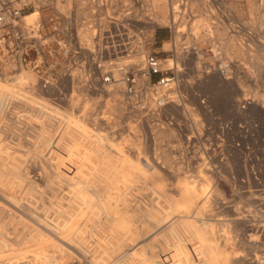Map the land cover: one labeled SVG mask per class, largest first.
Segmentation results:
<instances>
[{
    "label": "rangeland",
    "instance_id": "obj_1",
    "mask_svg": "<svg viewBox=\"0 0 264 264\" xmlns=\"http://www.w3.org/2000/svg\"><path fill=\"white\" fill-rule=\"evenodd\" d=\"M24 2H29L23 10L24 22L47 20L53 10L68 17L71 14L74 20L69 24L77 32V38L70 39L67 46V58L59 52L55 38L49 36L45 49L50 50V55L42 63L41 57L36 60L41 72H36L34 63L27 62L22 68L30 71L34 79L28 75L21 79L24 88L18 84L19 78L10 79L15 86L8 82L13 87L14 102L10 108L14 112L3 118L8 121L3 127L8 126V133L1 128L0 139H12L15 151L23 147L29 150L33 139L45 148L40 147L39 154L36 152L39 160L32 157L27 165L22 163L25 171L30 166L36 174L42 172L40 160L49 166L46 174L53 184L44 189V205L52 201L64 203L65 211L73 214L69 218L71 224L108 230L105 234L112 238L111 249L119 253L128 251L127 254L132 253V248L118 236L132 230L145 235L150 227L151 232L146 235L149 233L148 238L154 240L163 234L161 219L174 217L176 210L188 209L187 202L177 201L178 181L170 178L167 170L179 171L181 180L184 177L192 191L198 187L192 174L202 173L218 203L229 199L231 178L243 180L242 184L234 183L243 196L235 192L237 198L234 196L231 201L234 204H228L242 207L240 212L251 216L253 223L256 217L263 219L246 198L253 193L254 197L260 195L264 199V0H50L48 7L44 0H15L19 6ZM72 4L74 8L69 14ZM65 5L67 11L63 12ZM30 15L33 18L27 21ZM156 15H160L157 25ZM157 33L166 37L161 39ZM231 39L234 48L248 51L249 58L224 47ZM149 53L158 57L163 73L172 67L176 79L170 91L173 93L158 87L159 75L146 82L139 80L136 93H127L123 77L138 74ZM8 54L0 51V81L4 83L3 76H12L20 68ZM256 60L262 66L259 73ZM225 68L227 74L220 75L218 70ZM241 72L250 73L246 82ZM235 76L242 80L238 86H234ZM167 94L173 101H169ZM159 95L165 99L162 105L156 101ZM72 101L78 104L69 105ZM215 156L223 166L212 161ZM223 174L230 183L224 181ZM143 199L152 202V211L142 207ZM212 204L217 214L205 218L208 229H213L216 236L229 231L237 237L241 234L236 237L241 246L234 250L242 256L234 264H256L257 261H251L255 256L264 263L263 235L255 227L249 229L241 223L232 228L218 221L219 217L228 218L230 210ZM208 251L198 252L201 259L186 264H226ZM140 255H132V261L158 264L153 257Z\"/></svg>",
    "mask_w": 264,
    "mask_h": 264
},
{
    "label": "bare ground",
    "instance_id": "obj_2",
    "mask_svg": "<svg viewBox=\"0 0 264 264\" xmlns=\"http://www.w3.org/2000/svg\"><path fill=\"white\" fill-rule=\"evenodd\" d=\"M63 7H64L63 12H66L67 11V9H65V8H67L66 5ZM91 8H92V6H90V9ZM170 10H171V14H172V11H173L172 6H171ZM83 12H85V11H83ZM34 13L37 14V12H34ZM24 18H25V16H24ZM32 18H33V16L30 15V16H27L26 19H27V21H30V20H32ZM35 18H37V16ZM159 18H160V15H156V17H155V20H156L155 24L156 25H157ZM31 22H28V24L29 23L31 24ZM177 23H178V21H177ZM169 26H171V25H169ZM179 26H180V24H179ZM88 30H85V31H88ZM90 32H92V31H90ZM220 32H221V30H220ZM88 38H89V35H88ZM224 38H225V36H224ZM226 38H227V36H226ZM234 43H235V41H234ZM225 46L227 48H230L235 54L247 55L248 58L250 56L248 51H245V50L243 51V50H241V48L240 49L234 48V45L232 44V39L230 41H228V43L226 42L224 47ZM120 50H121V48H120ZM236 63H237V61H236ZM236 63H235V65H236ZM222 64H224V63H222ZM240 68H242V67H240ZM261 68H262V66H260L259 61H257V72L256 73H259L260 70H262ZM243 69H244V67H243ZM218 73L220 75H222V74L226 75L227 70H226V68L223 69L222 71L218 70ZM244 73H242L240 75H243ZM27 75L34 79L32 73L30 71L25 70L22 67H20L18 70H16L15 74H13L12 76H9V77L3 76L2 77L3 80L6 81V83L0 81V129L5 126L4 122L7 121L5 119L3 120V118L6 116L8 117L7 114L14 112L11 110L12 108H10L14 102V100L12 98L13 97L12 96L13 87L11 85H9L8 82H12V80H10L11 78H15V79L19 78V80H18V84H19V83H21V79L25 78V76H27ZM111 75H113V73ZM248 77H250V73H249V75L244 74L242 79L243 78L246 79ZM229 80H228V82H229ZM247 80L248 79H246L244 81L246 82ZM121 82L123 83V81H121ZM233 82L235 83V85L233 83L234 86H236V85L238 86L242 83V80H241L240 76H237ZM246 84H248V83H246ZM12 85L15 86V83L12 82ZM43 86H44V84H43ZM21 88H24V85H22V83H21ZM167 91H169V93H173V92H170V91H173V87L171 86ZM168 96L169 95L167 94V97ZM160 97H161V95H159L158 98H160ZM168 99H169V97H168ZM169 101H173V100H171V98H170ZM73 102L74 101L70 102L69 105H71V103H73ZM74 103L76 104V102H74ZM160 104H164V100H161ZM74 107H75V105H74ZM70 108H71V106H70ZM9 117H11V116H9ZM11 118L13 119L14 115ZM190 119H191V117H190ZM13 120H11L10 122H12ZM7 123H8V121H7ZM193 124H196V123H193ZM7 125H9V124H7ZM5 128H6L7 133H8V126H6ZM5 128H3L2 130L4 131ZM9 129H10V127H9ZM160 132H163V131L160 130ZM169 134H171V133H169ZM4 136H5V134H4ZM11 140L12 139H0V170L4 169V171H0V264H77V262H79L78 264H139L138 262L132 261V255L133 256L136 255L135 257H137L140 254L146 255L149 258L153 257L154 260H157L158 264H186V263H190L193 261L194 262L199 261L201 258H199L197 256L198 252L205 250V249H208L209 251H211L215 256L221 257L220 259H223V262H225L226 264H234L238 261V258L240 259V257L242 256V254H240L239 251L234 250L235 247L241 246V244H240L241 240L237 239L238 237L241 236V234H240V236L237 237V235L234 236L233 231L232 232L229 231V232H225V233L220 232L219 233L220 235L216 236L215 234L212 233L213 229L211 231L209 230L210 228L208 229V227H209L208 224L207 225H206V223L204 224L205 218L207 216H214L215 214H217V212H215V209H214V206L212 203L220 204L221 208H224V209L227 208L230 210L229 215H227L228 218L219 217V219H217L218 221L224 222L226 225L230 224L231 226L232 225L235 226L238 224L240 225L242 223L244 226H246L249 229H252L253 227H255L259 231V233L263 235L262 237H264V220H263L264 219V217H263L264 212L261 211L263 209H260V206H262L264 204V199L260 195H258V198H257V197H254L252 195L253 193L250 194L251 193L250 192L249 193L250 195L246 198V200L248 201L247 203H249V206L251 205L254 208H257V211L259 213H261V216L263 217V219H261V220L260 219L256 220V218H257L256 217L255 221H254L255 223H253L252 219H249V218H251V216L248 217V216H246L240 212L239 209L241 208L243 210L242 207L237 208L235 205H234L235 206L234 207L233 205L228 204L229 202L231 204L233 203L231 201H232L234 196H235V198H237V196L235 195V192L238 195L243 196V194L240 193V191L238 192L236 187H234V183L237 182L236 179L231 178V182L233 183V184H231L228 180V176L223 174V177L225 179L224 181L230 183L229 186L231 189H230V194L228 196L229 199L219 201L220 203H218V202H216L215 198H212L213 196H215V192L213 193V192L209 191V188H208L209 182L206 180L205 176L202 175V173H201L202 176L200 175L199 172H197V174L195 173L196 175H194V176L192 174V179H196V181L198 183L197 190L192 191L190 188H188L187 183L184 180L183 176H182L183 179L181 180V177L178 174L179 171L172 172V170H167L166 172H168V171L170 172L169 177L172 179L176 178L177 179L176 181H178V185L176 184V186H177V190H178V196L180 198H178V199L176 198L177 201L180 199L179 201L184 200V204H185V202H187V204H188L187 208L188 209L183 208V210H181V209L176 210L177 211L176 213L169 211L170 214L173 213L174 217H172V218L165 217L163 220L162 219L160 220V221H162V225L164 228V229L162 228V230H164V231H163L162 235L155 236L156 238L154 237L155 238L154 240H150L149 239L150 237L148 238L149 233L146 235L147 231H149L148 229L151 230L150 227L147 229V231L145 230L146 232L143 230L145 232L143 234H145V235H142L140 232H138L139 230L137 232H132L133 230L132 231L127 230L128 233L123 234L121 237H119L118 235H120V234L117 233L118 234L117 236H118L120 241L131 246L130 248H132V253L127 254L128 251H126V253L116 252V251L112 250L111 249L112 247L109 245V243H112V238L107 237V234H105V232L107 233L108 230H105V232H103V230L100 228H96V227L94 228V225L92 227H84V226H76L75 223H73L75 225L74 226L73 224H71L69 222V218L73 217L72 216L73 214L70 215V213H67V211H65L67 206L64 203H61L58 201H52L51 203L49 202L48 205H44L43 202L47 198V197H45L44 189L50 188L53 184V181H50V179L48 178V176L46 174L50 170L49 166H46L43 163V161L40 160L39 166L41 167L42 172L36 174L34 168L27 166L28 171H25L23 168V165H22L23 162H25V164L27 165L28 164L27 161L30 160L32 157H34L36 160H39V158H37V156H36V152H37V154H39L38 153V152H40L39 149H40V147H42L41 143L39 141H36L37 139L36 140L33 139L29 143V150L26 149L25 147H23V149H16V151H18V152H16L15 151L16 147H14V144L12 143L13 140L12 141ZM16 142H19V141H16ZM42 148H44V147H42ZM47 148H49V147H47ZM49 151L51 152V150H49ZM41 153H43V152H41ZM38 156H40V155H38ZM42 156H43V154H42ZM51 157H52V155H51ZM166 158L168 159V157H166ZM58 161H59V159H58ZM212 161L217 162L216 156L214 159H212ZM217 163L222 164V166H223V163H221L219 161ZM59 164H60V162H59ZM35 166H37V165H35ZM214 166H217V164H214ZM165 170H166V168H165ZM8 172L12 173V174H9ZM217 173H220V172L217 171ZM245 173L247 174L246 175L247 178L248 177L250 178V175L248 174V172L245 171ZM228 174H229V172H228ZM251 174L254 175V173H251ZM55 175L56 174H54V177H55ZM237 176H239V175H237ZM240 178H242V177H240ZM51 179H54V178H51ZM55 180H57V179H55ZM55 180H54V182H55ZM243 182L244 181L241 180V181L237 182V184L239 185V184H242ZM55 185H57V184H55ZM176 186H175V188H176ZM175 188H174V190H175ZM47 191H50V190H47ZM209 192H210V194H209ZM49 193L51 194L52 192L50 191ZM53 197H54V195H53ZM52 199H54V198H52ZM63 202H64V200H63ZM142 202H145V200L143 199ZM146 202L142 205V207L148 211H150V210L152 211V209H153L152 208V202H151V204L146 203ZM254 202L256 204H254ZM111 203H113V201ZM69 205H68V208H70ZM81 206L83 207V205H81ZM163 206L167 207V205L164 203H163ZM71 207H72V205H71ZM160 207H162V206H160ZM93 208L95 209V207H93ZM262 208H263V206H262ZM73 209H71V210H73ZM86 209H88V208L85 207V210ZM114 209H117V207H115ZM9 210L16 211L17 214L16 215L11 214V212ZM71 210H68V212H71ZM99 210H101V209H99ZM159 210H160V208H159ZM91 211H93V210H91ZM93 212H95V211H93ZM166 212H165V214H166ZM250 212H251V209H250ZM110 213H111V211H110ZM113 213H115V212H113ZM95 214H97V212ZM107 214H109V213H107ZM69 215H70V217H69ZM100 215H102V213ZM133 215H135V214H133ZM110 216H112V215H110ZM114 216H116V215H114ZM119 216H123V215H119ZM105 217H107V216L105 215L104 218ZM97 219H99V218H97ZM152 219H153V217H152ZM136 220H140V219H136ZM93 221H95V220H93ZM93 221H91V223ZM101 221H103V219ZM145 221L148 222L147 220H145ZM149 221H150V218H149ZM107 222H108V220H107ZM140 222H141V220H140ZM151 222H150V224H152ZM103 223L101 222L100 225H103ZM145 223H143V224H145ZM153 223H154V221H153ZM95 224H97V223H95ZM107 225L108 224H106L105 227H107ZM162 225H161V227H162ZM87 226H89V225H87ZM103 226H100V227H103ZM137 226H138V224H137ZM148 226H150V225H148ZM233 226H232V228H233ZM219 227H218V229H219ZM141 228L142 227H140V231L142 232ZM143 229H145V228H143ZM223 230H221V231H223ZM230 230H231V228H230ZM257 230H256V232H257ZM112 231H111V233H112ZM154 231H155V228H154ZM154 231H152L153 234H156L157 232L154 233ZM113 232H117V231H113ZM123 232H125V231H123ZM149 232H151V231H149ZM120 233H121V231H120ZM241 233H243V232H241ZM150 236L153 237V235H150ZM143 243H145V245H144L145 247L143 246ZM230 249H232V250H230ZM142 255H140V256H142ZM135 257H133V258H135ZM209 260H211V259H209ZM251 261H255V262L257 261L256 264H264L263 261L258 259L256 256H255V260H251Z\"/></svg>",
    "mask_w": 264,
    "mask_h": 264
},
{
    "label": "built area",
    "instance_id": "obj_3",
    "mask_svg": "<svg viewBox=\"0 0 264 264\" xmlns=\"http://www.w3.org/2000/svg\"><path fill=\"white\" fill-rule=\"evenodd\" d=\"M44 2V6L50 5L46 4L50 3V0H44ZM28 4L29 2H24L19 6L15 4V0H0V51L9 52L8 55L18 67H22L27 62L34 63L33 68L39 73L41 72L40 66H38L40 63L36 64V60L41 57L40 62L42 63V60L50 55V50L45 49L48 46L47 39L49 36L55 38L59 52L63 54L64 58L70 54V48L67 47L70 45V39L77 38L76 30L69 24L74 20L70 16L74 6L72 4L69 17L52 10L47 20L39 18L28 24L23 21L25 16L23 10ZM75 40L74 42H76ZM33 54L36 55L35 59L31 58ZM161 67V62L155 54H147L138 74L128 73L123 77L122 80L126 84L127 93L135 94L139 80L142 79L146 82L147 79L155 75H159L156 82L158 87L169 89L175 83V74L172 72V67L165 70V73ZM168 70L171 72L168 73ZM108 79L106 78V80ZM160 99L165 100L159 98L157 100L159 104Z\"/></svg>",
    "mask_w": 264,
    "mask_h": 264
},
{
    "label": "crops",
    "instance_id": "obj_4",
    "mask_svg": "<svg viewBox=\"0 0 264 264\" xmlns=\"http://www.w3.org/2000/svg\"><path fill=\"white\" fill-rule=\"evenodd\" d=\"M157 36L159 37V38H161V39H164L166 36L164 35V34H162V33H157Z\"/></svg>",
    "mask_w": 264,
    "mask_h": 264
}]
</instances>
